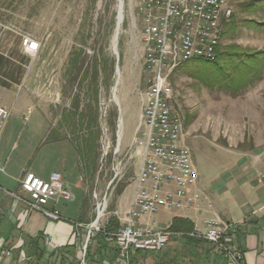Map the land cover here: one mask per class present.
Returning <instances> with one entry per match:
<instances>
[{"label": "crops", "instance_id": "1", "mask_svg": "<svg viewBox=\"0 0 264 264\" xmlns=\"http://www.w3.org/2000/svg\"><path fill=\"white\" fill-rule=\"evenodd\" d=\"M27 36L23 28L0 20V107L10 112V118L0 126V264H68L72 259L76 264V253L84 242L86 227L94 218L89 196L98 181L96 176L92 183L83 170L78 146L80 144L81 150L83 137L87 140L93 128L81 126L79 120L84 114L85 120L88 119L95 106L92 107L89 101L85 108L79 106L76 64L54 63L51 69L50 64L31 61L36 56L25 54L21 47L22 38ZM65 68L68 70L66 82L62 79ZM46 70L55 72L50 84L45 80ZM86 88L88 90V85ZM127 98L126 94L121 99L114 97L117 109L115 136L119 150L126 152L133 141V134L129 136L123 132L121 105L127 104ZM140 110L141 105L138 123ZM103 124L107 126V121L100 123L99 120V144L108 131L103 129ZM256 156L244 161L239 175L220 184V189L224 190L222 194L227 193L224 198L204 192L197 179L189 193H201L203 204L200 211L160 208L152 214L140 216L135 220L136 225L166 229L174 218H180L193 224L194 234H201L204 220L217 217L232 224L234 246L243 254V263L264 264V190L256 183L260 171ZM133 159L136 161L134 165L137 163L140 167L138 155ZM27 172L44 181H48L52 173L60 175L70 198L50 202L47 207L59 211L61 220L52 221L38 212H27L11 197V194L20 193L18 182ZM136 176L137 170L134 169L120 194L115 196L105 224L110 217H115L120 227L124 225L137 188ZM174 188L171 184L164 186L162 191H173ZM238 190L242 199L232 197V192ZM162 216H168V221H161ZM29 240L33 243L29 244ZM31 245L42 251L43 255L37 256L39 260L27 256ZM90 252L88 264H223L214 246L204 240L203 243L189 244L181 237H174L163 251L132 254L127 263L110 239H93Z\"/></svg>", "mask_w": 264, "mask_h": 264}, {"label": "rangeland", "instance_id": "2", "mask_svg": "<svg viewBox=\"0 0 264 264\" xmlns=\"http://www.w3.org/2000/svg\"><path fill=\"white\" fill-rule=\"evenodd\" d=\"M229 2L232 17L224 29L217 54L227 53L226 48H231L242 58L264 59L263 0ZM117 9L118 0H0V20L23 28L40 42V50L31 61L50 64L51 69L54 63H76L80 108H85L87 101L92 107L96 105L101 123L107 121L110 112L117 111L115 96L121 99L126 94L128 97L129 102L121 105L123 132L129 136L133 134L127 152L119 150L115 131L102 125L108 131L100 139L98 181L89 196L93 221L97 205H105L101 223L108 217L116 192L125 185L131 172L135 169L137 175L139 173V164L134 165L136 161L133 159L138 150L134 129L140 108L137 91L145 87L146 73L141 65L144 45L138 40L139 26L135 23L130 0H122V23L114 54ZM95 68L99 74L96 82ZM227 69L230 68L227 65L222 67L218 61L192 60L180 66L170 80L173 90L171 106L181 119L184 144L191 151L202 190L219 198L227 195L222 194L224 190L220 189V184L239 175L244 161L250 156L264 152V67L259 69L256 80L237 92L225 87ZM54 73L46 70L47 83L53 80ZM67 74L65 68L62 71L65 82ZM109 153L113 156V164L121 165L118 166L119 179L108 188L114 176L113 164L106 169ZM239 192H232V197L242 199ZM160 219L167 222L169 217ZM209 219L220 220L217 217ZM85 240L86 235L76 253V264L81 262L84 254L85 264H88L86 249L83 251ZM219 253L223 264H228L225 256Z\"/></svg>", "mask_w": 264, "mask_h": 264}, {"label": "built area", "instance_id": "3", "mask_svg": "<svg viewBox=\"0 0 264 264\" xmlns=\"http://www.w3.org/2000/svg\"><path fill=\"white\" fill-rule=\"evenodd\" d=\"M130 3L139 26L138 40L144 45L141 65L146 78L144 89L137 91L141 105L135 131L136 154L140 158L137 188L124 225L110 238L126 263L132 254L163 251L174 237H180L168 228L137 226L135 220L140 216L159 208L201 210V193H189V188L197 183L198 172L191 151L184 144L181 119L171 106L170 80L186 62L215 60L224 29L232 17L229 0H130ZM21 47L25 54L35 57L40 42L30 36L23 37ZM9 118L10 112L0 107V126ZM255 161L260 165L256 183L264 190V152ZM120 165L113 164L114 176L108 188L119 179ZM18 183L20 193L11 197L27 212H38L52 221L62 219L59 211L47 207L50 202L70 198L59 174L52 173L44 181L27 172ZM171 184L175 187L173 191H162ZM103 217L104 208L99 204L94 221L86 227L83 251L90 238L104 230ZM203 225L204 231L195 236L214 246L228 264H244L243 254L234 246L232 224L206 219ZM79 264H85V254Z\"/></svg>", "mask_w": 264, "mask_h": 264}, {"label": "trees", "instance_id": "4", "mask_svg": "<svg viewBox=\"0 0 264 264\" xmlns=\"http://www.w3.org/2000/svg\"><path fill=\"white\" fill-rule=\"evenodd\" d=\"M253 25L260 26V24L257 25L255 23H253ZM226 52L227 53L220 54V55L217 54L215 60L212 62L214 63L218 61L220 62V65H222V67L227 65L228 68H230L226 70L227 73L229 74L226 78L227 85H225V87L227 89H230L231 91L237 92L239 89L245 88L249 83H252L254 80H256V78L259 76V69L262 70L264 67V59L253 57V56H247V57L242 58L238 56L236 52H232L231 48H226ZM74 64L76 63L74 62ZM207 73L209 74V72ZM98 75H99L98 70L97 68H95L94 69V81L95 82L98 79ZM97 109L98 108L95 105L94 109L90 111V115L88 114V119L85 120V114H84L82 118L79 120L81 123L80 124L81 126L86 125L88 129L93 128L88 134L87 140H85L83 137L84 143H83V147H81V150H80V144L78 146L79 155L84 165L83 170L86 171V173L89 176V180L92 183L98 174L99 159L101 157L100 144H99V138L101 135V131H100V126H99V115L97 114ZM95 110H96V113H95ZM116 117H117L116 112L114 113L110 112L107 116V125L113 131H115ZM113 140H114V137H113ZM112 159H113V156L111 153H109L106 169H110L111 165L113 164ZM102 168L103 170L105 169L104 166H102ZM122 188L123 186L119 188L115 196L120 194ZM119 229H120V225H119L118 220L115 217H110L104 226V230L101 233H97L96 236L90 238L89 243L86 248V258L89 259L91 257L90 243L93 239H97L99 241L110 239L111 236L114 235ZM168 230L174 234H179L180 237L184 239L186 243H189V244L190 243H203V240H201V238L194 235V227H193V224L189 220L174 218ZM32 243H33V240H29V244H32ZM42 255H43L42 251H40L38 248H34L32 245L27 250V256L28 257L35 256L36 260H39L38 257L39 256L41 257ZM68 264H75V260L72 259V261L69 262Z\"/></svg>", "mask_w": 264, "mask_h": 264}, {"label": "water", "instance_id": "5", "mask_svg": "<svg viewBox=\"0 0 264 264\" xmlns=\"http://www.w3.org/2000/svg\"><path fill=\"white\" fill-rule=\"evenodd\" d=\"M119 16L122 17V0H118V9H117V17H116V33H115L116 41H117V37H118L117 29H118ZM116 46H117V44H115V46L113 45V52L115 55H116ZM114 91H115V87L113 89V95H114Z\"/></svg>", "mask_w": 264, "mask_h": 264}, {"label": "bare ground", "instance_id": "6", "mask_svg": "<svg viewBox=\"0 0 264 264\" xmlns=\"http://www.w3.org/2000/svg\"><path fill=\"white\" fill-rule=\"evenodd\" d=\"M121 18H122V17L119 16L117 33L119 32V28H120V25H121V23H122ZM115 44H116V38H115V36H114V46H115ZM103 208H105V205H103ZM100 211H101V210H100ZM100 213H101V212H100Z\"/></svg>", "mask_w": 264, "mask_h": 264}]
</instances>
